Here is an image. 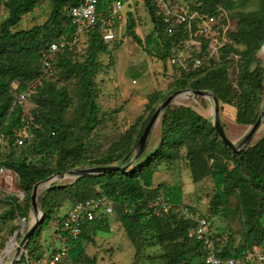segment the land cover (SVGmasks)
<instances>
[{
  "label": "trees",
  "instance_id": "obj_1",
  "mask_svg": "<svg viewBox=\"0 0 264 264\" xmlns=\"http://www.w3.org/2000/svg\"><path fill=\"white\" fill-rule=\"evenodd\" d=\"M114 1L100 0L99 12L106 16ZM36 2L37 0H7L8 16L0 24V155L9 144L15 150L24 146L31 131L41 135L42 142L48 148L52 147L54 141L60 140L63 135V124L60 118L54 119L51 123L43 112L36 114L35 107L21 102L19 96L42 78L31 99L38 94L45 79L42 63L44 53L48 51L53 41L58 40L64 34L74 32L76 27L67 9L79 0H55L50 17L42 26H34L31 29L17 27L13 30L23 21L24 15L36 6ZM229 3L234 2L232 0H198L192 8L199 9L201 12H212L217 5L228 6ZM146 4L154 25V32L148 36L146 44L150 45L153 40H156L162 49L161 60L166 63L171 54L175 36L168 34L167 27L156 15V1L147 0ZM243 4L245 0L236 2L238 7ZM127 15L128 28L132 31L134 39L142 43V39L135 32L137 22L135 15L132 11H128ZM237 15L239 16L238 20L235 19L237 29L233 33L237 46L229 45L224 52L225 54L232 51L239 52L238 45L243 42L248 48V61L245 67L242 69L243 62L239 52L238 62H234L232 58H226L209 69L190 74L181 71L175 73V90L189 87L210 89L217 94L220 101L236 108L237 123L253 124L259 116V103L264 96V68L258 66L254 70L250 69V63L255 60L256 53L264 44V0H258L257 8L251 15L243 12H238ZM42 31L44 35H41ZM85 36L90 40L86 61L74 63L71 52L77 44L72 48L67 47L56 52L52 61V70L54 71L55 64L58 63L59 72L62 75L69 76L75 71L80 72L82 93L87 104L84 107L89 112L86 127L93 129L98 124L97 116L102 111L97 101L94 76L96 70L102 66L98 56L106 51L105 42L107 41L102 36L100 24L89 28ZM42 37L45 38V48L41 51L39 48ZM231 69L238 71L235 81L230 78ZM38 73L40 75L37 77ZM15 81L18 85L13 89L12 84ZM233 85L240 91L237 102H234ZM151 98L152 102L147 105L149 114L146 117H138L139 126L133 125L125 133L123 141L118 143L116 151L105 155L102 161L97 162L98 164L119 162L132 150L158 106L154 105L156 98L154 94ZM160 130V139L153 151L143 155L132 169L126 172L114 171L103 175L77 178L65 191L69 199L74 202L71 208L78 202L106 196L113 201L116 210H122L120 222L132 244L137 247V256L143 250L140 236L145 235V241L147 238L157 237L164 245L165 252L160 257L166 264H206L207 251L203 241L188 235L189 229L196 224V220L186 217L180 209L185 205L182 186L164 183L155 185V174L159 167H163V162H176L184 157L185 151V159L188 160L193 181L200 184L201 180L209 177L214 183L216 192L211 199V207L215 210V214L220 208L225 210L229 208L228 204L233 195L238 200V208L246 226V238L237 253L228 252L225 245L223 246L220 235L214 234L212 221L208 216L192 209L196 215L208 219L218 254L222 257H237L252 250L255 245L264 244V226L256 228L252 223L254 205L264 206V137L238 155L222 141L212 122L188 105L174 107L170 105L160 119ZM20 139L23 140L21 145L19 144ZM33 147L34 150L42 151L39 150L42 148ZM148 149L149 146L143 153ZM1 165H7L18 174L25 191L32 190L35 183L50 177L54 172L65 169L62 162H59L58 168L53 170L46 164L29 163L26 158H7V160L0 161ZM97 186L100 188L98 189ZM48 192L49 204H43L44 220L32 235V241L40 238L45 225L54 217L53 207L59 201L60 188L59 186L51 187ZM159 196L173 204L169 212L152 206ZM27 198L30 199L31 194H27ZM13 202L15 210L19 205L16 201ZM68 212L60 215L56 233L59 232L58 228H61L62 220ZM23 216L28 218L26 212ZM110 229L108 215H99L95 220L87 223L80 236L67 241L70 260L74 264H97L96 257L90 256L86 251L83 240L92 239L89 231L107 232ZM36 252L35 247H28L30 258ZM32 259L33 261H29L23 258L18 264H38L35 258Z\"/></svg>",
  "mask_w": 264,
  "mask_h": 264
},
{
  "label": "rangeland",
  "instance_id": "obj_2",
  "mask_svg": "<svg viewBox=\"0 0 264 264\" xmlns=\"http://www.w3.org/2000/svg\"><path fill=\"white\" fill-rule=\"evenodd\" d=\"M6 1L0 0V24L8 16ZM130 1L131 3L128 6L126 5L117 17L116 41L105 42L107 49L98 56L99 61L102 63L94 76L97 101L102 109L97 116L99 119L98 124L93 129L86 127L89 112L84 107L87 104L82 93L80 72L75 71L69 76L62 75L59 72L60 67L56 63L54 71L51 72L49 77L46 78L43 75L45 79L42 86L35 98L31 99L29 106L35 107L36 114L43 112L51 123L54 119L60 118L63 124L61 139L55 140L54 145L48 148L42 142L43 137L41 135L34 131H31L29 135L27 132L29 136L24 146L15 150L9 144L0 155V161L7 160V158H26L29 163L46 164L53 170H56L58 163L62 162L63 168H65L60 172L53 173H57L59 177L51 183L52 186L42 185L39 188L38 204L44 215L43 204L48 203V190L51 187L59 186L60 198L53 207L54 217L45 225L40 238H36L35 241L30 238L22 246L20 260L25 258L33 261L32 258H35L38 264H46L48 258L52 257L56 250L65 245L66 241L58 237L56 229L60 215L68 212L74 203L65 191L78 177L68 175L61 178L60 174L79 167L108 165L98 164L97 162L102 161L108 153L116 151L118 143L123 141L125 133L133 125L139 126L138 117H146L149 114L147 105L152 102L151 95L154 94L156 97L154 105H159L165 97L176 91L175 73L177 74L179 71L170 66L168 62L165 63L161 60L162 49L156 40H153L150 45L146 44L148 36L154 32L152 17L146 4L147 0ZM179 1L183 4H190L192 7L198 0ZM232 1L234 3H229L228 6L224 4L217 6L224 7L229 15L237 20L239 17L238 12L251 15L258 5V0H245V4L238 7L236 2H239V0ZM54 4L55 0H37L36 6L24 15L23 21L13 30L17 27L31 29L34 26H42L50 17ZM128 7L132 8V13L137 20L135 32L142 39V43L134 39L132 31L128 28L126 22L130 10ZM108 16L109 12L107 11L106 17ZM106 17L102 15V18L105 19ZM234 22L237 25V21ZM100 25L103 32V25ZM41 35H44L43 31ZM44 40V37L40 40L39 49L41 51L45 48ZM89 44V38L83 36L81 42L71 52L74 63L86 61ZM238 48L242 57L243 69L248 61V48L243 42L238 45ZM262 48L263 46L256 53L255 60L250 63L251 70L256 69L258 66L264 68ZM239 52H235V58H232L235 60H233L234 62L239 61ZM237 73L236 69L230 70L229 75L232 81H235ZM39 75L40 73L37 77ZM17 85L18 82L15 81L12 84L13 89ZM206 90L212 91L210 89ZM232 93L235 98L234 102H237L240 95L238 87L233 85ZM181 105L193 107L212 122L213 106L215 105L212 98L194 95L180 96L171 104L173 107ZM219 105L220 116L228 135L233 141L239 142L252 124L237 123L235 119L236 108L220 100ZM263 106L264 96L259 103V113ZM160 133L159 121L148 143L149 149L128 170L132 169L143 155L153 151L160 139ZM263 137L264 123L254 135L250 143L251 146L257 144ZM33 146H37L38 149L42 148L39 149L42 151L34 150ZM119 162L113 164H119ZM1 166L5 169V172L0 173V264H9L21 240L35 223L36 218L32 209L31 198H27V194L32 195L33 189L25 191L18 174L7 165ZM161 183L181 185L184 192V204L189 206L191 210L196 209L199 214L208 216L212 221L213 232L220 235L223 246L225 245L228 252H238L239 247L244 244L246 238V226L241 217L236 196L231 197L227 210L220 208L215 214V210L211 207V199L216 192L214 183L209 177L201 180L200 184L193 181L188 160L185 159V151L184 157L180 160L172 163L163 162V167L158 168L155 174V185ZM97 188L99 189L100 186H97ZM13 201H16L19 205L15 210ZM254 207L252 223L256 228H259L264 226V206L255 204ZM113 208V213L108 215L110 231H89L92 239L85 242L88 254L96 257L97 264H166L164 259L160 257L165 252V247L157 237L147 238L145 241L146 236H140L143 250L137 256V247L132 244L120 222L122 210H116L114 206ZM24 212L27 213L28 218L25 223L26 227L22 231ZM14 238L18 240L17 247L11 254L7 255L5 251ZM29 246L35 247L37 250L32 258L28 255ZM68 260L67 257H64L58 264H69Z\"/></svg>",
  "mask_w": 264,
  "mask_h": 264
},
{
  "label": "built area",
  "instance_id": "obj_3",
  "mask_svg": "<svg viewBox=\"0 0 264 264\" xmlns=\"http://www.w3.org/2000/svg\"><path fill=\"white\" fill-rule=\"evenodd\" d=\"M156 15L161 18L169 35H174L173 47L168 58V64L175 67L179 72L187 74L195 73L203 69H209L226 58H235V52L225 54L227 46H237L233 33L237 29L233 19L222 6H217L212 12H201L194 9L190 4H183L179 0H155ZM100 0H79L78 3L68 7V15L76 27L72 34H64L58 40L53 41L44 53L42 63L44 77H49L52 70V61L56 52L63 48H72L79 44L89 28L98 24L103 25L102 36L105 41L111 42L117 39V17L123 8L131 3L130 0H115L110 6L109 16L102 18L98 10ZM104 16V15H103ZM35 83L23 91L20 101L29 105L37 85ZM1 142V139H0ZM23 144V140H19ZM5 169L0 166V173ZM114 203L106 196L90 198L78 202L69 210L62 220L61 228H58V237L64 239L65 245L57 251L46 264H58L64 257L68 258L69 264H74L69 256L68 239L76 238L83 233L84 226L95 220L99 215H110L114 211ZM153 207L169 212L173 204L164 197H157L152 203ZM183 214L196 220L188 235L203 241L206 247V264H264V244L255 245L241 256L222 257L218 254L215 241L210 232V223L206 217L196 215L189 206L180 207Z\"/></svg>",
  "mask_w": 264,
  "mask_h": 264
},
{
  "label": "water",
  "instance_id": "obj_4",
  "mask_svg": "<svg viewBox=\"0 0 264 264\" xmlns=\"http://www.w3.org/2000/svg\"><path fill=\"white\" fill-rule=\"evenodd\" d=\"M208 96L213 99L214 101V108H213V120L212 125L218 132L219 136L221 137L222 141L228 145L232 151L238 155L242 154V151L247 149L251 146V141L254 137V135L257 133V131L260 129V127L264 123V106L262 107L259 116L257 120L251 125V127L248 129L245 136L239 141L235 142L231 139V137L228 135L227 130L225 128V125L221 119L220 116V105H219V98L217 94H215L212 91L206 90V89H194V88H185V89H179L170 94L168 97H166L156 108V111L151 116L148 124L146 125L143 133L141 134L138 142L136 143L134 149L128 153L120 162L119 164H108V165H99V166H89V167H79L75 169H71L65 173H61L60 177L64 178L68 175H74L78 178L81 176H95V175H103L105 173H112L114 171H122L126 172L130 166H132L143 154L145 149L148 146V143L150 141L151 135L157 126L158 122L160 121L163 113L165 110L180 96ZM253 146V145H252ZM59 175L53 174L50 177L38 181L35 183L33 187V192L31 195V201H32V209L36 218L35 223L28 229L27 233L24 235L23 239L21 240L20 245L17 247V250L13 256L12 261L9 264H17V262L20 260L21 254H22V246H24L27 241L31 238V236L35 233L37 228L40 224L43 223L44 220V214L40 210L39 204H38V191L39 188L42 185H48L52 186V182H54ZM27 218L24 217L23 223H22V231L24 230L25 223Z\"/></svg>",
  "mask_w": 264,
  "mask_h": 264
},
{
  "label": "bare ground",
  "instance_id": "obj_5",
  "mask_svg": "<svg viewBox=\"0 0 264 264\" xmlns=\"http://www.w3.org/2000/svg\"><path fill=\"white\" fill-rule=\"evenodd\" d=\"M262 53L264 54V45H263V48H262ZM186 99V98H185ZM188 99V98H187ZM184 100V99H183ZM26 227V226H25ZM17 241L18 240H16V238H14L11 242H10V244L8 245V247H7V249H6V251H5V253L7 254V255H9V254H11L15 249H16V247H17ZM4 254V253H3ZM6 255V256H7ZM6 256H4V257H6Z\"/></svg>",
  "mask_w": 264,
  "mask_h": 264
},
{
  "label": "crops",
  "instance_id": "obj_6",
  "mask_svg": "<svg viewBox=\"0 0 264 264\" xmlns=\"http://www.w3.org/2000/svg\"><path fill=\"white\" fill-rule=\"evenodd\" d=\"M128 9H130L129 11H132V8L128 7ZM126 21H127V19H126ZM98 231H101V230H98ZM86 241H88V240H83V244H84L85 248H86V243H85ZM86 251H87V248H86Z\"/></svg>",
  "mask_w": 264,
  "mask_h": 264
}]
</instances>
